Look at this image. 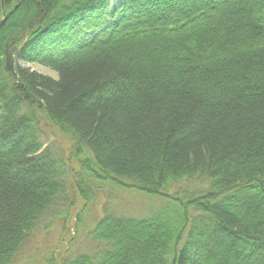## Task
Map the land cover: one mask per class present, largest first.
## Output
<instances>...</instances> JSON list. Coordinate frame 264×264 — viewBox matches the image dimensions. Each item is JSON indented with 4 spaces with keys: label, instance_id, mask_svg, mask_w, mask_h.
I'll list each match as a JSON object with an SVG mask.
<instances>
[{
    "label": "trees",
    "instance_id": "1",
    "mask_svg": "<svg viewBox=\"0 0 264 264\" xmlns=\"http://www.w3.org/2000/svg\"><path fill=\"white\" fill-rule=\"evenodd\" d=\"M3 11L0 264L51 219L68 232L69 194L87 208L109 185L168 206L105 213L95 256L45 264H264V0H0V22ZM71 33L86 39L58 55Z\"/></svg>",
    "mask_w": 264,
    "mask_h": 264
},
{
    "label": "rangeland",
    "instance_id": "2",
    "mask_svg": "<svg viewBox=\"0 0 264 264\" xmlns=\"http://www.w3.org/2000/svg\"><path fill=\"white\" fill-rule=\"evenodd\" d=\"M81 39L83 38L79 37L77 41ZM68 48L69 46L65 49ZM19 65L23 69L35 71L54 79L58 78L56 71L41 64L20 62ZM185 186L183 183L171 191H178ZM69 195L71 198L73 197L75 205L66 223L68 232L66 233V229L63 230L61 220L51 219L50 226L41 232L39 238L29 246L17 264H45L44 258H47L52 252H56L57 255L59 252L66 251L68 253L71 251L74 255L91 253L95 256L98 248L93 245L89 232L101 215L114 213L119 216L147 218L168 206L165 199L151 197L136 191L123 190L112 185L107 186L104 192L93 199L94 201L87 208L79 198L77 200L74 195Z\"/></svg>",
    "mask_w": 264,
    "mask_h": 264
},
{
    "label": "bare ground",
    "instance_id": "3",
    "mask_svg": "<svg viewBox=\"0 0 264 264\" xmlns=\"http://www.w3.org/2000/svg\"><path fill=\"white\" fill-rule=\"evenodd\" d=\"M70 35L71 36H70L69 40L64 44L65 46H63V47H61V48H59L57 50L58 55H66L69 52L75 50V48L77 47L78 35H75L73 33H71ZM80 37H82L83 39L79 40V42H81V41H83V40L86 39V37H84V36H80ZM70 45H72V46H70ZM68 46H69V48L68 49H65Z\"/></svg>",
    "mask_w": 264,
    "mask_h": 264
},
{
    "label": "water",
    "instance_id": "4",
    "mask_svg": "<svg viewBox=\"0 0 264 264\" xmlns=\"http://www.w3.org/2000/svg\"><path fill=\"white\" fill-rule=\"evenodd\" d=\"M5 17H6V13L5 11H3V19L1 20L0 24L5 20Z\"/></svg>",
    "mask_w": 264,
    "mask_h": 264
}]
</instances>
